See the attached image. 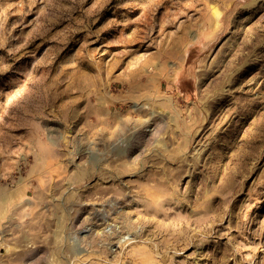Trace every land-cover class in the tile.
Returning <instances> with one entry per match:
<instances>
[{
    "label": "rangeland",
    "instance_id": "1",
    "mask_svg": "<svg viewBox=\"0 0 264 264\" xmlns=\"http://www.w3.org/2000/svg\"><path fill=\"white\" fill-rule=\"evenodd\" d=\"M0 264H264V0H0Z\"/></svg>",
    "mask_w": 264,
    "mask_h": 264
}]
</instances>
